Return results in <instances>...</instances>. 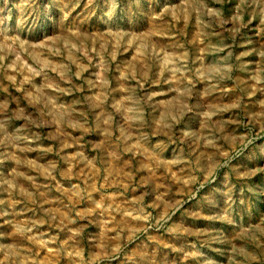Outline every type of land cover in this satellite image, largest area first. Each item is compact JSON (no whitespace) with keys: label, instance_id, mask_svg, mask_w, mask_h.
<instances>
[{"label":"rangeland","instance_id":"1","mask_svg":"<svg viewBox=\"0 0 264 264\" xmlns=\"http://www.w3.org/2000/svg\"><path fill=\"white\" fill-rule=\"evenodd\" d=\"M0 264H264V0H0Z\"/></svg>","mask_w":264,"mask_h":264}]
</instances>
